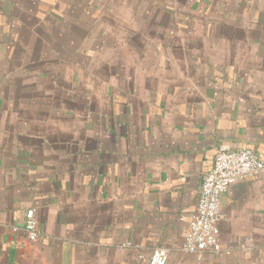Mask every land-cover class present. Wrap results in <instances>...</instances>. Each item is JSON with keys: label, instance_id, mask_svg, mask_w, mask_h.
I'll use <instances>...</instances> for the list:
<instances>
[{"label": "crops", "instance_id": "obj_1", "mask_svg": "<svg viewBox=\"0 0 264 264\" xmlns=\"http://www.w3.org/2000/svg\"><path fill=\"white\" fill-rule=\"evenodd\" d=\"M219 146L264 158V0H0V264H264V176L181 251Z\"/></svg>", "mask_w": 264, "mask_h": 264}, {"label": "built area", "instance_id": "obj_2", "mask_svg": "<svg viewBox=\"0 0 264 264\" xmlns=\"http://www.w3.org/2000/svg\"><path fill=\"white\" fill-rule=\"evenodd\" d=\"M264 176V158L250 148H229L219 146L213 154L212 164L203 176L197 203L188 223L181 251L202 258L206 253H220L218 221L221 219L219 200L233 183L249 177ZM19 226H13L17 231ZM21 229L29 241H36L41 235L37 228L35 209L24 213ZM168 249L157 247L147 264H166Z\"/></svg>", "mask_w": 264, "mask_h": 264}]
</instances>
